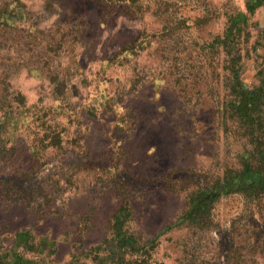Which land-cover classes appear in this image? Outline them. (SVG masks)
Returning a JSON list of instances; mask_svg holds the SVG:
<instances>
[{"label": "rangeland", "instance_id": "1", "mask_svg": "<svg viewBox=\"0 0 264 264\" xmlns=\"http://www.w3.org/2000/svg\"><path fill=\"white\" fill-rule=\"evenodd\" d=\"M261 83L264 0H0V264H264V194L212 189Z\"/></svg>", "mask_w": 264, "mask_h": 264}, {"label": "trees", "instance_id": "2", "mask_svg": "<svg viewBox=\"0 0 264 264\" xmlns=\"http://www.w3.org/2000/svg\"><path fill=\"white\" fill-rule=\"evenodd\" d=\"M240 87L239 95L232 100L230 108L235 115L240 130L243 135L249 139L247 147L244 146V155L242 159V165L244 169L237 175L227 179L225 182L213 187V190L219 189L223 186L229 192H240L259 198L261 194H264V116L258 115V113L264 111V83L254 87V89ZM263 108V109H262ZM257 114V115H255ZM255 115V117H253ZM214 192V191H212ZM213 197L210 191H200L196 198L191 201V209L179 218V222L185 221L187 218L195 217L202 210L207 212ZM122 212V210H120ZM115 223L113 224L112 237L107 243H111V252L107 254V257L112 255L115 258L123 257L125 250L123 248H129V250L136 251L138 245L137 240L133 237L127 229L122 228L123 217L122 215L114 216ZM18 229L17 231H22ZM28 230V229H27ZM24 232V231H23ZM20 232L19 234L23 233ZM34 238L32 234H29ZM42 238V237H40ZM34 245L31 244L27 248L33 249ZM104 259L106 257H100ZM112 260V259H111ZM147 259H140V263H145ZM33 259L22 260V264H36ZM160 264V263H159ZM163 264V263H161Z\"/></svg>", "mask_w": 264, "mask_h": 264}]
</instances>
